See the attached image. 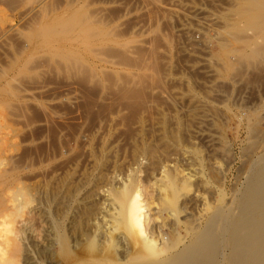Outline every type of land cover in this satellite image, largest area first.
<instances>
[{
  "label": "rangeland",
  "instance_id": "374dc122",
  "mask_svg": "<svg viewBox=\"0 0 264 264\" xmlns=\"http://www.w3.org/2000/svg\"><path fill=\"white\" fill-rule=\"evenodd\" d=\"M162 119L231 165L229 186L264 157V0H0V161L25 168L39 241L40 206L55 210L60 185L84 184L80 199L94 204L113 167L145 168L133 141ZM195 129L205 138L188 141ZM88 230L66 264H89ZM252 246L238 264H264Z\"/></svg>",
  "mask_w": 264,
  "mask_h": 264
},
{
  "label": "bare ground",
  "instance_id": "6f19581e",
  "mask_svg": "<svg viewBox=\"0 0 264 264\" xmlns=\"http://www.w3.org/2000/svg\"><path fill=\"white\" fill-rule=\"evenodd\" d=\"M199 119L197 123L204 122ZM157 124L151 140L140 131L133 141V161L144 170L117 174L112 164L105 184L91 190L93 206L80 199L81 183L60 185L55 210L48 200L40 206V241L26 208L31 186L24 179L25 168L0 161V264H39L41 259L66 264L79 258L80 237L87 228L89 253L80 259L89 264H224L231 250L238 264L249 250L254 254L251 245L264 248V157L246 163L229 186L231 165L221 168L212 154L198 155L185 146L182 127L170 128L164 119ZM195 130L187 132L188 141L204 137L201 129ZM43 194L46 200L48 191Z\"/></svg>",
  "mask_w": 264,
  "mask_h": 264
}]
</instances>
